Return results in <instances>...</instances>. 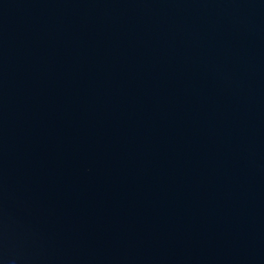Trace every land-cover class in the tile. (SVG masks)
<instances>
[{
	"label": "water",
	"instance_id": "95a60500",
	"mask_svg": "<svg viewBox=\"0 0 264 264\" xmlns=\"http://www.w3.org/2000/svg\"><path fill=\"white\" fill-rule=\"evenodd\" d=\"M0 264H264V0H0Z\"/></svg>",
	"mask_w": 264,
	"mask_h": 264
}]
</instances>
